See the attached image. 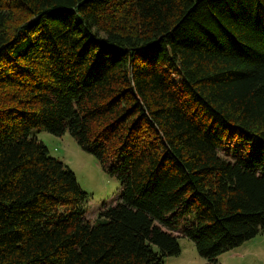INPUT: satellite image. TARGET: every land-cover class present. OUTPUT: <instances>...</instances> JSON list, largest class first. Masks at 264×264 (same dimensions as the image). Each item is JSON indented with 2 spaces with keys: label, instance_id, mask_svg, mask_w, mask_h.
<instances>
[{
  "label": "trees",
  "instance_id": "16d2710c",
  "mask_svg": "<svg viewBox=\"0 0 264 264\" xmlns=\"http://www.w3.org/2000/svg\"><path fill=\"white\" fill-rule=\"evenodd\" d=\"M38 127L119 180L92 222ZM262 229L264 0H0V264H222Z\"/></svg>",
  "mask_w": 264,
  "mask_h": 264
},
{
  "label": "rangeland",
  "instance_id": "374dc122",
  "mask_svg": "<svg viewBox=\"0 0 264 264\" xmlns=\"http://www.w3.org/2000/svg\"><path fill=\"white\" fill-rule=\"evenodd\" d=\"M35 135L48 148L49 154L63 161L75 174L79 186L87 193L85 218L95 220L107 205L115 204L120 191L119 180L108 173L96 157L83 150L66 130L62 135H54L42 127L32 129ZM225 146L223 154L232 156L240 152ZM180 234L179 231L175 232ZM180 252L167 256L163 264H204L202 258L188 237L179 236ZM222 264H264V229L241 245L218 256Z\"/></svg>",
  "mask_w": 264,
  "mask_h": 264
}]
</instances>
